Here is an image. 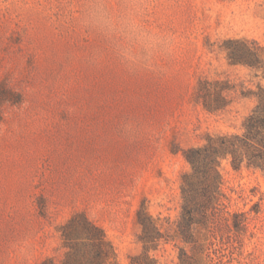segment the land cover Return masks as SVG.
Returning <instances> with one entry per match:
<instances>
[{
    "label": "rangeland",
    "instance_id": "374dc122",
    "mask_svg": "<svg viewBox=\"0 0 264 264\" xmlns=\"http://www.w3.org/2000/svg\"><path fill=\"white\" fill-rule=\"evenodd\" d=\"M96 7L133 14L148 49L128 41L125 61L90 26ZM235 39L260 58L232 64ZM203 78L234 86L227 108L195 100ZM260 87L264 0H0V264L61 260L60 226L76 212L132 264L143 251L141 203L176 222L191 170L183 149L208 134H243ZM220 170L231 228L208 240L205 263L264 264V173L230 158ZM180 247L191 250L171 240L151 254L176 264Z\"/></svg>",
    "mask_w": 264,
    "mask_h": 264
},
{
    "label": "trees",
    "instance_id": "16d2710c",
    "mask_svg": "<svg viewBox=\"0 0 264 264\" xmlns=\"http://www.w3.org/2000/svg\"><path fill=\"white\" fill-rule=\"evenodd\" d=\"M232 42L234 45L229 48L232 64H250L253 59L260 58L259 49L251 46L248 40L235 39ZM233 87L227 81L203 78L195 88L194 98L206 109L217 112L230 105L227 94ZM257 95L258 103L245 119L243 134H208L204 144L183 149L191 170L182 175V212L176 222H172L170 217L152 214L145 201L141 203L136 220L140 226L138 237L143 243V251L133 256L132 264H163L151 254V250L158 249L161 242L171 240H182L191 247L190 251L180 247L176 264H206L203 255L206 243L217 236L222 226L231 228L228 216L233 215L227 207V195L223 190L222 159L230 158L237 169L246 163L264 173L263 87ZM234 216L240 214L235 213ZM234 225L237 229L246 226L237 219ZM173 228L175 233H171ZM60 231L64 257L59 261L49 257L42 264H120L116 249L103 228L85 213H74L61 224Z\"/></svg>",
    "mask_w": 264,
    "mask_h": 264
},
{
    "label": "clouds",
    "instance_id": "9594fccd",
    "mask_svg": "<svg viewBox=\"0 0 264 264\" xmlns=\"http://www.w3.org/2000/svg\"><path fill=\"white\" fill-rule=\"evenodd\" d=\"M90 26L98 30L108 41H110L125 61H131L127 42L140 41L148 49L151 37L146 34L137 24L133 14L129 13L121 17H115L108 13L103 7L91 10L88 20Z\"/></svg>",
    "mask_w": 264,
    "mask_h": 264
}]
</instances>
